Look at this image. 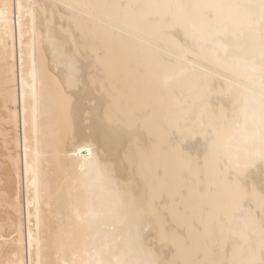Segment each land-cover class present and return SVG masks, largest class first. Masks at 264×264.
I'll list each match as a JSON object with an SVG mask.
<instances>
[{"label":"bare ground","instance_id":"6f19581e","mask_svg":"<svg viewBox=\"0 0 264 264\" xmlns=\"http://www.w3.org/2000/svg\"><path fill=\"white\" fill-rule=\"evenodd\" d=\"M258 3L0 0V264L264 259Z\"/></svg>","mask_w":264,"mask_h":264},{"label":"snow or ice","instance_id":"6c2138e0","mask_svg":"<svg viewBox=\"0 0 264 264\" xmlns=\"http://www.w3.org/2000/svg\"><path fill=\"white\" fill-rule=\"evenodd\" d=\"M166 7H169V8H171V7H184V5H174V6L168 5ZM202 7L211 11L214 7H216V5L205 4V5H202ZM237 7H241V6L237 5ZM244 7L255 8V7H257V5L248 4V5H245ZM258 7H259V15H260V30H261V35H262L261 52H260V59H261V63H262L261 111H262V124H264V0H259ZM0 15H2V13H0ZM206 20L209 24H211L214 22V17L208 16V17H206ZM152 22L154 24L158 25L162 30H166L169 26L174 25V24H178L179 19L177 18L176 15L169 14L167 16L154 18L152 20ZM199 39L211 40L212 35H211V33H201L199 36ZM213 54H215V53H213ZM180 59H182V58H180ZM186 71L187 70L181 64L177 63V65L175 66L174 74H167L166 79L175 78L176 76H183ZM261 143H262V145H264V136L261 137ZM259 160L262 164H264V149H262L261 153L259 154ZM250 264H255V261L250 262ZM259 264H264V259H261L259 261Z\"/></svg>","mask_w":264,"mask_h":264}]
</instances>
